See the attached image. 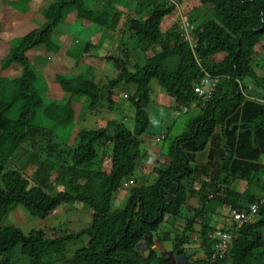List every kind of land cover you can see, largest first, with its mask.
Returning a JSON list of instances; mask_svg holds the SVG:
<instances>
[{"label": "trees", "instance_id": "obj_1", "mask_svg": "<svg viewBox=\"0 0 264 264\" xmlns=\"http://www.w3.org/2000/svg\"><path fill=\"white\" fill-rule=\"evenodd\" d=\"M193 1L197 14L182 17L190 25L186 40L176 10L183 0H0V20L31 18L36 27L19 30L11 44L0 37V264H264V205L253 221L231 230L235 238L223 260L203 255L195 261L186 251L197 233L208 259L213 241L205 213L210 219L217 207L249 205L258 197L248 191L228 190L223 201L201 194L199 231L191 221L173 230V240L160 230L166 222L175 226L173 219L195 196L181 182L190 176V157L173 151L177 141L187 140L185 148L196 152L216 126L243 111L256 113L248 126L264 129V91L253 87L264 80L253 61L256 51H264V0ZM118 4L132 11H118ZM168 17L170 26L163 23ZM121 18L126 29L102 41L104 30L116 28ZM101 64L113 69L108 79ZM207 76L216 90L187 122L185 140L168 148L170 165L158 168L151 184L134 182L126 205L114 209L116 191L135 176L137 135L149 124V109L172 99L166 110L182 112L198 100L194 84ZM245 79L248 88L237 83ZM106 90L119 93L129 111L117 99L106 97L102 105ZM115 108L122 119L105 125L104 114L108 118ZM90 113L102 127H81ZM98 143H109L111 154L96 150ZM99 159L107 161L108 175L92 168ZM74 202L88 215L77 232L68 227L51 236L55 228L48 221L25 233L11 223L18 207L44 220ZM159 231L171 259L153 250Z\"/></svg>", "mask_w": 264, "mask_h": 264}, {"label": "clouds", "instance_id": "obj_2", "mask_svg": "<svg viewBox=\"0 0 264 264\" xmlns=\"http://www.w3.org/2000/svg\"><path fill=\"white\" fill-rule=\"evenodd\" d=\"M182 4L185 5L186 2H184V0H183V2L181 4H178V5L176 4V10L179 11V7ZM177 14H178V12H177ZM179 17H181L180 25L183 29L182 33H183V35H185L186 40H189L188 28L190 27V25L188 24V22H186L182 19V17H184L183 15H180ZM14 19H17V18L15 17ZM35 29H36V27L34 28V30ZM34 30H31V31H34ZM1 35H3L5 38L7 36V35L2 34V33H1ZM262 41L264 42V39ZM259 48H262V47H259ZM255 50H257V49H255ZM258 54H259V50L256 51V54L254 55V58H253V61L255 63L258 62V60H257ZM106 66L107 65H104V68ZM247 80L245 79L243 82L241 81V82H237V83L239 85H241L242 87L248 88L251 85L250 84L251 81L249 80L250 81V83H249V82H247ZM216 85H217V82L213 78H211L210 76L204 77L200 82L195 83L194 87H193V92L196 94L198 100L196 102H193L189 108H187V107L183 108L182 107L181 110L182 111H188L190 109H194V110L198 111V115H199V113H200L199 106H201V107L205 106L206 101L215 92ZM119 96H120L119 94H116L112 90L111 94L109 95V97L107 96V98H110V100H113V101H114V99L115 100L117 99V101H119V99H120ZM105 100H109V99H105ZM169 100H170V103H168V104L165 103L164 108H160V101H158V104L152 103L153 105H155V104L156 105L154 106L153 109H149V111L151 112V113L149 112L150 113L149 124L143 133L137 135V139L139 140L140 145L138 147V157L136 158V161H135V165H136L135 174L144 173V174L151 175L150 178L152 180H154L156 178V173H157L158 168L167 167L171 163V157L168 154V152H166V150L164 149L165 140L170 135L169 130L171 128V125L170 124L169 125L163 124V126H162V124H161L162 127H161L160 134H158V133L157 134H150L149 133L150 132L149 127L152 124V121L157 120L153 116V114L156 113L157 110H159L160 112L165 110L166 105H174L173 100L172 99H169ZM173 110L175 111L174 108L171 109V111H173ZM240 114L241 115L238 117H233V118L229 119V122L227 124H225L224 126H216L213 129L211 135L207 138L206 142H204L202 144L201 148L198 149V151H196V152H192L191 150H188L185 148V147H188V145H190L189 143L184 144L183 143L184 141H177L179 143L176 144L175 149L173 151H175L176 148H178V150L181 149L186 155H188L190 157L189 164L186 167L187 168L186 172L189 173L190 176L188 178L183 179L181 182L186 187L187 190L195 193L194 197H191V196L188 197V199L186 200V203L183 205V208L181 209V212H180L179 217H178L181 219H185L186 223L191 221V222H193V224L197 225V223L194 220V217H195V215L200 214L201 222L199 223V225L202 224V215H201L202 214L201 213V206L202 205H201V201H200L201 194L209 192L207 199L215 200V201L216 200L217 201H223L225 198V195L227 194L226 191H228V190L235 191L236 190L234 184L236 182H238V180L235 182V179H238V178L233 177L234 180L231 182V186L229 188H225V186L227 187L230 184V182L228 181V178H222L221 175L218 174L219 172H216V171L217 170L222 171L221 167H222V165H224V163L226 161V160L222 161V158L225 155V153L228 154L227 152L229 150L234 152L232 155L228 154L227 159L230 163L233 162L232 168H233V172L235 174H238L235 169H241V168L247 167V166H245V163H247V162H244L242 160V159H245V157H242L241 155L237 154V151H235L234 144H232L229 140L226 141V139H225V134L228 132H231V131L240 130V131H246V132H250V133L257 132L251 126L249 127L247 125V123L245 122V120L241 119V116H243V115H242V113H240ZM252 114H254V113H252ZM255 116H256V113L254 114V117ZM150 117H153V120L152 119L150 120ZM234 118H235V120H234ZM126 119H125V121H126ZM110 120H117L116 116H114V118H112ZM121 122H123V121H121ZM154 124H155V122H154ZM131 128L132 127H130V129ZM174 140L176 141L177 138L173 139V141ZM172 142H171V144H172ZM171 144H170V146H171ZM152 147L157 148V151L149 150V148H152ZM188 148H190V147H188ZM248 164H249L250 169L252 171L253 170L252 163L249 161ZM6 169H14V168L7 166ZM107 171L108 172H101V173L108 175L109 169H107ZM179 176H181V174ZM257 176H259L257 180H255V177L250 176L249 179L246 181V184L248 186V192L251 188H255V192H256L257 197H258V199L256 201L250 203L246 208H244L243 206L238 207V208H231L230 206H223V207H217L216 208V213L211 218H214L215 221L220 220V218L224 215L222 213L225 210L227 213V219H225V221L229 222L230 225L228 226L225 222L220 223L216 226V228L214 227V229H213L214 232L212 234L209 231L207 232L210 240L213 241V252L209 256V258L207 259V257L204 254L205 248L202 245L201 240L198 238V235L197 236L192 235L193 240L190 241L189 244L186 246L187 247L186 251L188 250L189 253H191L190 250H192L194 252V251H197L198 249H201V251H198V252H201L204 255V258L206 261L210 260L212 262H214L215 260H223L225 257L228 256V253L230 252L231 246L228 249V251L223 255V257H221V258L218 257V255L216 254L217 252L215 251L216 240L214 238V235L218 231L228 233L232 236V242H233L235 235L231 230H233V229L237 230V229L241 228L244 224L253 221V218L258 214L260 208L264 205V204L260 203V201L264 199V193L262 192V189H263L262 187L264 186V182H263L264 168H262L260 170V173H257ZM196 178H197V180L200 179L201 182L198 183L196 181ZM130 179L127 182L123 183L122 186L119 188V190L116 191L118 193H116L113 196V198H112L113 203L116 201L115 197H116V195H118L120 193L121 189H127L128 188L127 190L129 191V194H130V189L133 187L134 182L136 184L135 186H137V187H143L142 184H145V185L151 184V181H150V183L147 182V181H149L147 179V176L141 177L139 179L135 178V179H133L134 182H130ZM137 181H139L140 183H137ZM252 182L254 183V187H251ZM239 186H241V185L239 184ZM172 190H174V189H172ZM189 200H191V203L189 202ZM75 203H78V202H74L71 205H74ZM253 204H259V209H258L257 213L254 216H252L249 220H247L245 223H243L240 227H238L234 218H233L232 212L237 211V210L238 211H248V210H250V208ZM65 205H67V204H65ZM72 208L76 212H78V210H81V214H83V216L88 218V215L86 213V209L81 205V203L76 204V206H74ZM72 208L67 207L65 209L59 208L58 210H54L48 215V217L46 219L43 220L45 222H42V223L46 224V222H48V221L54 222L55 220L58 219V218H56L57 216L60 217V215H62L63 210H65L66 213L69 214L72 211ZM23 210H25L23 207H18V211H16V210L12 211L10 217H13L14 220H11V221L18 220L19 218H17V215H18V217L22 216ZM59 211H60V213H59ZM190 212H191V214H190ZM217 212H219V213H217ZM187 214H190L191 217L187 218ZM217 216L219 218H217ZM204 217L207 219V223H208L209 219H208V216L206 213H205ZM178 218H176V219H178ZM176 219H173V220L176 221ZM39 220H41V219H39ZM210 228H211V226H210ZM193 234H195V233H193ZM193 242L195 244H193ZM232 242H231V245H232ZM188 246H190L191 249H188ZM195 247H197V248L194 249ZM153 249L156 250L155 248H153Z\"/></svg>", "mask_w": 264, "mask_h": 264}, {"label": "rangeland", "instance_id": "obj_3", "mask_svg": "<svg viewBox=\"0 0 264 264\" xmlns=\"http://www.w3.org/2000/svg\"><path fill=\"white\" fill-rule=\"evenodd\" d=\"M35 1H37V4H42L43 0H35ZM49 1H52V0H47V2H49ZM184 2H186V4L185 5L182 4L179 7V11L177 10L178 15L179 16L183 15L185 17L190 15L192 18H194V16L198 12L197 11L198 9H196L199 6L198 3L195 1H192V0H184ZM23 7H24V5L22 4V9H23ZM88 8H91V7L89 6ZM115 8H118V11H126L127 10L126 13H129L130 11H132V9L131 10L127 9V6L120 5V4L115 6ZM40 16L44 17V15H42V14L37 15L38 18H40ZM12 19H14V18H12ZM7 20H9V19L4 20L7 23V25H6L7 28L4 31H2V34L7 35L6 37H8V36L13 37L14 34L17 33V31L13 30L14 26H12L10 28V30L8 29L9 25H8ZM187 20H188V18H187ZM180 21L181 20L179 19V22ZM163 23L166 26H170L172 24L171 18L168 17L167 19H165L163 21ZM120 28H122L124 30L126 29V24H125L124 18L120 19L119 24L116 28L114 27V28L109 29V30H104V33L101 37V40L105 41L108 38H113L115 36L117 37L119 35ZM0 37H3V35L0 34ZM3 38H5V37H3ZM35 53L40 54L41 52H39V50L35 49ZM257 60H258V63L260 64V67H259L260 70L264 71V51L259 50ZM96 62L97 61L95 60L94 62H92V64H95ZM100 68L102 69V72H105V73L112 72V70H113L112 68H110V65H107L104 68V65L101 64ZM44 71H45V68H42V69L38 70V73L43 75ZM114 76H115V73H114ZM109 77H111L110 73H108V76L106 79H108ZM260 77H264V76H260ZM261 80H260L261 84H257V85L255 84V85H253V87L261 89L264 91V80L263 81H261ZM247 82L250 83L249 80H247ZM261 85H262V87H261ZM111 91L112 90H110V91L106 90V92L101 97L100 103H102V105H103V102L105 103V98L107 96L109 97V95L111 94ZM116 94H119V93H116ZM120 98H121V96H120ZM119 102L122 106H125L127 108V110L129 111V107H128V105H126V103L124 101L119 99ZM164 105L165 104H163V103L160 104V108H164ZM197 114H198V111L194 110V109H190L188 111H182L179 113L174 111V110L171 111V110L165 109L161 112L159 110H157V112L153 114V116L157 120H153V117H150V120L152 119L153 121L149 127V131H150L149 133L150 134H157L158 132L161 131V127L163 126V124H165V125L170 124L171 125V128L169 130L170 135L168 136V138L165 140V143H164L165 150L167 152V150H168L171 142L173 141V139H175V138L180 139L181 138V139L185 140L184 134L186 133V130H187V122ZM114 116H116L117 120L122 119L123 115L121 114V110H117V108H115V110L111 111V114L109 115L108 118L104 114L103 122L105 123V125H106L107 120L114 118ZM86 117H87V119H86L87 122H83V125H81V127H86V128L87 127L88 128L97 127V128H99V127L103 126V125L100 126V124H97L98 120H99L98 115H93L90 113ZM124 117H125V115H124ZM154 122H155V124H154ZM247 123L249 124L250 121H248ZM161 124H162V126H161ZM40 125L43 127H46L43 121H40ZM47 128L52 129L53 127H47ZM225 139H226V141L229 140L232 144H234L235 151H237V154L241 155L242 157H245V159H242V160L244 162H247V163H245V166H247V167H244L241 169H235L236 172L238 173V174H235L233 172V168H232L233 162L230 163L227 159L228 154L232 155L234 152L229 150L227 152L228 154L225 153V155L222 158V161L226 160L224 165H222V167H221L222 171L217 170L216 172H219L218 174L221 175L222 178H228V181L230 182V184L227 187L225 186V188H229L231 186V182L234 180L233 177L238 178V179H235V182L237 180H238V182L235 183L236 185L234 184L235 189L237 191L231 190L230 192L243 195L245 192L248 191V186L246 184V181L249 179V177L253 176V177H255V180H257L259 177V176H257V173H260V170L262 168H264V129H261L260 131H257L254 133H250V132H246V131H240V130L231 131V132H228L225 134ZM183 143L188 144V141L185 140ZM109 145H110L109 143H107V144L106 143L105 144L98 143L95 146V149L100 151L101 149H103V147H105L106 153L108 155H110L112 148ZM100 147H101V149H99ZM149 150L157 151V148L152 147V148H149ZM249 161L252 163V168H253L252 171H251L250 166L248 164ZM97 162L98 163H96V165L92 167L93 169H96V171H100V172H108L107 171L108 165H106L107 161L105 162L104 160L99 159V160H97ZM144 176H147V179L149 180L147 182L150 183V181H152V179L150 178L151 175L144 174V173H138V174H135V176L130 179V182H134L133 178L139 179V178L144 177ZM263 182H264V179H263ZM239 184L241 186H239ZM251 187H254L253 182L251 183ZM127 189H121L120 193L118 195H116V197H115L116 201L112 205L114 209H121L126 205V201L130 197L129 191ZM249 193L257 195L255 192V188H251L249 190ZM189 202L191 203V200H189ZM76 204H79V203H75L74 205H71V204L62 205L60 207L63 209H65L67 207L72 208V207L76 206ZM247 206H248V204L243 205L244 208H246ZM190 214H191V212H190ZM190 214H187V218L191 217ZM222 214H224V215L218 221H215L214 218H210L208 220V223L211 226V228H210L211 234L214 232V230H213L214 227L216 228V226L220 223L225 222L228 226L230 225L229 222L225 221V219H227L226 211L224 210ZM17 218H19V219L15 220V221H11V223H13L17 227H19L25 233H27L28 231L30 232L31 230H34V229H41L42 225H44L42 222H45L43 220H39L37 218L31 217L27 213L26 210H23L22 216L18 217V215H17ZM56 218H58V219L52 223V226L55 229L53 230V233H50L51 236L57 235L55 233L67 231L68 227L72 230L74 229V231L77 232L80 228H82V226H84L87 223L86 220H88L87 217H85V216H83V214H81V210H78V212H76L73 208L69 214H67L66 211L63 210L62 215H60V217L57 216ZM217 218H219V217L217 216ZM194 220L197 223V225H195L194 228L196 229V231H199L200 230L199 223L201 222L200 214L195 215ZM173 223H175V226H173L172 223L166 222L160 228V230L168 233V239L169 240H173V236H174L173 230L177 229L180 226L184 227L186 224V221H185V219L178 218ZM158 233L154 234L155 240H154L153 248H155L157 252L162 254V256L168 255L171 259L172 256H171V253L169 252L170 250L164 251L165 248L162 247L163 244H159L158 239L156 237V235H158V238H162L163 234H165V233H162L160 231ZM193 235L197 236L198 234L195 233ZM80 244H81V242H77L76 245L74 246V248L79 247ZM196 248L197 247H195L194 249H196ZM188 249H191V247L188 246ZM190 251H191L190 254H191L192 258L195 261H196V259L203 258V254L201 252H198V251H201V249H198L197 251H194V252L192 250H190Z\"/></svg>", "mask_w": 264, "mask_h": 264}, {"label": "built area", "instance_id": "obj_4", "mask_svg": "<svg viewBox=\"0 0 264 264\" xmlns=\"http://www.w3.org/2000/svg\"><path fill=\"white\" fill-rule=\"evenodd\" d=\"M261 204H264V199L260 201ZM259 209V204H253L248 211H233V218L238 227H240L243 223L249 220L252 216H254ZM214 238L216 240L215 243V251L219 258L223 257V255L228 251L231 246L232 236L228 233L218 231L215 233ZM215 254V255H216Z\"/></svg>", "mask_w": 264, "mask_h": 264}, {"label": "crops", "instance_id": "obj_5", "mask_svg": "<svg viewBox=\"0 0 264 264\" xmlns=\"http://www.w3.org/2000/svg\"><path fill=\"white\" fill-rule=\"evenodd\" d=\"M39 13V12H38ZM38 13H36V14H38ZM7 22H8V29L10 30V28L12 27V26H14V31H21V34L23 33V34H26V33H28L29 31H31V30H34V28H35V26H34V24L32 23V21H31V18H20V17H17V19H11V20H7ZM0 23H1V25H0V28H1V32H0V34L2 33V31H4L7 27H6V25H7V23H6V21H4V20H0ZM17 34V33H16ZM15 39H16V36H15V34H14V37H6L5 38V42H7V43H13L14 41H15ZM242 112V111H241ZM245 112V114L242 116V118L241 119H243V120H245V122L247 123L248 121H252V119L254 118V114H252L251 112H249V111H243V113ZM234 120H235V118H234ZM248 124V123H247ZM194 167V166H193Z\"/></svg>", "mask_w": 264, "mask_h": 264}]
</instances>
